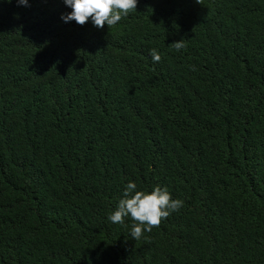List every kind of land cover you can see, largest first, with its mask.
<instances>
[{
  "label": "trees",
  "instance_id": "obj_1",
  "mask_svg": "<svg viewBox=\"0 0 264 264\" xmlns=\"http://www.w3.org/2000/svg\"><path fill=\"white\" fill-rule=\"evenodd\" d=\"M29 5L0 0V264H264V0ZM129 181L183 201L138 240Z\"/></svg>",
  "mask_w": 264,
  "mask_h": 264
},
{
  "label": "clouds",
  "instance_id": "obj_2",
  "mask_svg": "<svg viewBox=\"0 0 264 264\" xmlns=\"http://www.w3.org/2000/svg\"><path fill=\"white\" fill-rule=\"evenodd\" d=\"M11 3L12 0H6ZM18 4L30 6L29 0H17ZM71 12L61 17L64 22L75 21L83 26L91 20L94 27L108 29L114 27L122 19L127 18L130 12L137 9L138 0H63ZM200 3V0H197ZM177 51L185 48L182 39L170 44ZM154 63L161 60L157 49L149 52ZM183 206V201L173 199L167 187L156 185L151 191L138 190L135 182L129 181L125 185L122 198L119 199L115 210L108 215V220L114 224H124L125 218L132 220L130 235L133 239H140L144 232H151L158 227L163 219Z\"/></svg>",
  "mask_w": 264,
  "mask_h": 264
}]
</instances>
